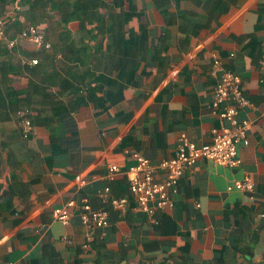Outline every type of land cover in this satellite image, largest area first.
Returning a JSON list of instances; mask_svg holds the SVG:
<instances>
[{
    "label": "crops",
    "instance_id": "crops-1",
    "mask_svg": "<svg viewBox=\"0 0 264 264\" xmlns=\"http://www.w3.org/2000/svg\"><path fill=\"white\" fill-rule=\"evenodd\" d=\"M132 3L147 33L146 52L132 83L117 80L112 87L121 95L117 100L63 114L66 140L54 150L43 124H33L25 138L15 119L2 124L0 192L8 184L13 192L10 208L0 202V264H179L181 258L182 264H264V0H233L220 13L193 0H166L164 13L152 0ZM4 9L0 48L15 39L10 48L5 45L10 53L4 58L23 63L39 47L16 38L17 32L7 36L24 12L20 0H10ZM57 18L52 12L51 21ZM213 55L238 76L249 101L239 110L250 125L247 144L237 146L238 166L201 160L186 168L169 192L172 210L155 213L167 216L168 223L161 217L153 223L133 207L118 214L99 195L105 187L108 197L127 195L123 171L136 163L134 154L153 162L171 157L181 134L195 145L210 141L217 127L210 109ZM53 62L65 66L59 57ZM108 69L113 77L115 70L109 64ZM108 163L119 166L112 179L106 176ZM244 174L253 191L227 190ZM69 200L75 206L68 221L51 219L52 210ZM83 200L108 213L106 225L88 230L87 250L79 219Z\"/></svg>",
    "mask_w": 264,
    "mask_h": 264
},
{
    "label": "trees",
    "instance_id": "trees-1",
    "mask_svg": "<svg viewBox=\"0 0 264 264\" xmlns=\"http://www.w3.org/2000/svg\"><path fill=\"white\" fill-rule=\"evenodd\" d=\"M9 1L0 0V13ZM193 1L203 10L219 13L224 12L221 6L233 2ZM123 2L127 4L126 8H123ZM152 2L159 11L165 12L166 0ZM20 4L24 12L19 20L11 22V33L7 36L13 38L16 32L31 25L43 30V39L50 48H36L31 54L24 53L36 58L34 65L13 63L4 58L10 52H6L3 42L0 48V134L2 124L11 119L17 121L15 113L27 108L35 112L29 118L32 125L40 123L47 127L54 150L58 143L66 140L62 133L63 114L89 103L108 106L121 96L112 88L118 84L117 80L132 83V77L145 57L147 33L139 22L140 11L132 0H20ZM54 11L58 18L51 21ZM261 11L262 8L258 9V16ZM70 23H73V29L68 28ZM57 57L65 66L54 64ZM98 60L103 65L100 66ZM108 64L115 70L113 77H109ZM108 88L112 89L106 91ZM6 158H9L8 154ZM2 170L0 162V177ZM12 192L9 184L0 192V202L7 201L9 208ZM155 217L159 218L158 222L160 217L170 222L167 216H160V212ZM182 263L183 258L179 264Z\"/></svg>",
    "mask_w": 264,
    "mask_h": 264
},
{
    "label": "built area",
    "instance_id": "built-area-1",
    "mask_svg": "<svg viewBox=\"0 0 264 264\" xmlns=\"http://www.w3.org/2000/svg\"><path fill=\"white\" fill-rule=\"evenodd\" d=\"M7 13V9L0 13V41L4 36V18L7 17ZM43 36L41 28L29 25L21 29L16 38L24 39L35 47L48 50L50 48L49 43L44 41ZM14 42L15 39H11L5 45L10 48ZM23 62L34 65L36 64V58H27ZM261 65L264 66V61L261 62ZM209 75L214 79L210 92V109L217 120V127L211 129L210 141L195 145L181 134L171 157L153 162L134 154L136 163L123 171L127 182V195L108 197V187H105L99 195L118 214L124 215L130 207H133L142 211L153 223H156L155 213L157 211L172 210L173 201L169 192L173 191L183 171L193 163L206 160L229 168L238 166L240 159L237 146L247 144L246 132L250 125L247 118L239 116V110L249 107V101L239 88L238 76L223 69L220 60L215 55H213L210 64ZM263 76L264 69L261 79V82L264 83ZM33 114L27 108L19 109L15 113L16 125L23 138L31 133L32 124L29 118ZM260 114L264 115V107L261 109ZM106 167V176L109 179L120 172L116 163H108ZM158 175H162V177L157 178ZM226 188L227 190L235 188L251 192L254 189V184L249 176L244 174L239 180L234 181ZM74 206L73 200L65 202L62 206L52 210L51 219L65 224ZM79 208L81 210L79 213L80 222L86 228L84 234L86 242L82 245V248L87 250L89 249L88 230L94 226L102 227L106 225L108 213L105 208L90 209L84 200ZM6 264L19 263L8 262Z\"/></svg>",
    "mask_w": 264,
    "mask_h": 264
}]
</instances>
